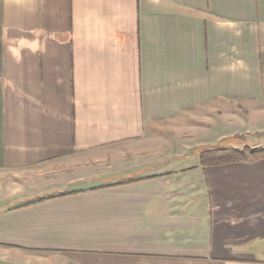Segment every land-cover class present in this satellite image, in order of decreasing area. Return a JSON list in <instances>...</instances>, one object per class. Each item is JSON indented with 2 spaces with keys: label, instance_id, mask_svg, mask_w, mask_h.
I'll list each match as a JSON object with an SVG mask.
<instances>
[{
  "label": "crops",
  "instance_id": "1",
  "mask_svg": "<svg viewBox=\"0 0 264 264\" xmlns=\"http://www.w3.org/2000/svg\"><path fill=\"white\" fill-rule=\"evenodd\" d=\"M263 107L264 0H0V264H264Z\"/></svg>",
  "mask_w": 264,
  "mask_h": 264
},
{
  "label": "trees",
  "instance_id": "2",
  "mask_svg": "<svg viewBox=\"0 0 264 264\" xmlns=\"http://www.w3.org/2000/svg\"><path fill=\"white\" fill-rule=\"evenodd\" d=\"M203 163H221L233 161H250L264 158V149H250L245 147L243 150L235 148H217L205 150L200 155ZM42 200V199H40ZM28 202L27 204L33 203Z\"/></svg>",
  "mask_w": 264,
  "mask_h": 264
},
{
  "label": "rangeland",
  "instance_id": "3",
  "mask_svg": "<svg viewBox=\"0 0 264 264\" xmlns=\"http://www.w3.org/2000/svg\"><path fill=\"white\" fill-rule=\"evenodd\" d=\"M263 109H264V107H263ZM263 112H264V110H263ZM262 115H263V117H261V120L264 121V114L262 113ZM242 139H243L242 141L239 140L238 144H236L239 146V150H243V149H245V147H248V148L253 149V150L264 149V131L257 132L256 134H252V136H245Z\"/></svg>",
  "mask_w": 264,
  "mask_h": 264
}]
</instances>
